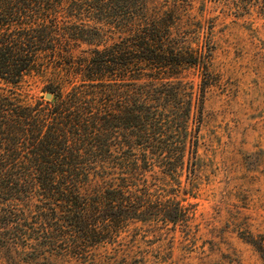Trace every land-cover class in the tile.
Returning a JSON list of instances; mask_svg holds the SVG:
<instances>
[{
  "label": "trees",
  "instance_id": "1",
  "mask_svg": "<svg viewBox=\"0 0 264 264\" xmlns=\"http://www.w3.org/2000/svg\"><path fill=\"white\" fill-rule=\"evenodd\" d=\"M192 1L0 0V264H109L130 226L184 216L166 178L193 173L211 76Z\"/></svg>",
  "mask_w": 264,
  "mask_h": 264
},
{
  "label": "rangeland",
  "instance_id": "2",
  "mask_svg": "<svg viewBox=\"0 0 264 264\" xmlns=\"http://www.w3.org/2000/svg\"><path fill=\"white\" fill-rule=\"evenodd\" d=\"M190 13L211 46V76L193 173L166 178L184 216L130 226L96 249L109 264H264L242 240L264 234V0H193ZM184 78L197 88L195 69ZM46 84L23 79L32 97Z\"/></svg>",
  "mask_w": 264,
  "mask_h": 264
},
{
  "label": "water",
  "instance_id": "3",
  "mask_svg": "<svg viewBox=\"0 0 264 264\" xmlns=\"http://www.w3.org/2000/svg\"><path fill=\"white\" fill-rule=\"evenodd\" d=\"M44 98H45V100L49 101V100H51L52 95L47 93Z\"/></svg>",
  "mask_w": 264,
  "mask_h": 264
}]
</instances>
